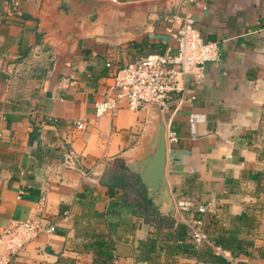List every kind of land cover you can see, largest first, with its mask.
<instances>
[{
	"label": "crops",
	"instance_id": "1",
	"mask_svg": "<svg viewBox=\"0 0 264 264\" xmlns=\"http://www.w3.org/2000/svg\"><path fill=\"white\" fill-rule=\"evenodd\" d=\"M180 9L178 0H0V233L14 220L57 222L11 264H96L91 242L101 233L115 240L113 264H197L191 252L173 256L164 248L143 259L139 241L154 228L129 206L108 214L112 194L123 192L103 182L117 160L144 174L162 141L163 181L149 190L163 213L184 222L178 199L206 205L213 236L232 226L233 215L262 216L264 0H200L193 7L222 58L206 64L197 98L175 114V144L158 104L95 114L114 81L107 63L115 68L164 52L175 43L167 17ZM67 149L74 165L64 162ZM252 230L255 236L242 234L254 240L247 254L208 264H264V219Z\"/></svg>",
	"mask_w": 264,
	"mask_h": 264
},
{
	"label": "built area",
	"instance_id": "2",
	"mask_svg": "<svg viewBox=\"0 0 264 264\" xmlns=\"http://www.w3.org/2000/svg\"><path fill=\"white\" fill-rule=\"evenodd\" d=\"M200 0H178L180 10L167 17L166 32L175 39L164 52L141 55L126 65L111 68L113 84L103 99L95 102V114L102 117L116 114L122 107L139 110L148 104L160 105L163 112L168 113L167 140L175 144L179 137L174 128V116L188 102L197 98L196 88L206 73V64L220 61L222 50L218 42L204 37L193 12V7ZM206 7V6H204ZM78 129L85 124L78 121ZM64 162L74 165L76 156L72 150H65ZM183 221L188 224L192 240L197 244L209 243L218 254L230 261V251L214 245L205 228V219L194 216V212L207 213L208 208L196 204L192 199L180 198L177 201ZM68 213V212H67ZM185 215H190L187 217ZM65 214L62 220H69ZM57 222H47L35 217L26 220H14L0 233V264H11L26 246L43 232L56 231ZM200 264H206L201 262Z\"/></svg>",
	"mask_w": 264,
	"mask_h": 264
},
{
	"label": "trees",
	"instance_id": "3",
	"mask_svg": "<svg viewBox=\"0 0 264 264\" xmlns=\"http://www.w3.org/2000/svg\"><path fill=\"white\" fill-rule=\"evenodd\" d=\"M117 161L119 166L111 169L103 182L110 191L121 189L123 192L120 196L112 194L114 198L110 202L108 214L118 213V207L129 206L133 215L142 218L144 222L154 228L152 236L139 241L143 259L154 260L160 255L159 250L164 248L169 255L173 256L179 255L181 252H191L197 257V264L201 262L206 264L230 262L228 258L218 254L214 246L209 243H204L205 247L197 246L192 240L188 224L178 221L172 214L163 213L141 176L130 171L122 159ZM258 208L262 212V216L256 218L253 213L247 210L233 215L232 218L235 221L232 226L230 228L223 227L219 235L213 236L206 229L210 240L214 245H219L230 251L235 257L247 254L254 245V240L249 237H242V234L245 231L247 235L249 233L256 235L252 229L261 224L262 219H264V204L261 203ZM203 216L202 213L201 217L203 218ZM91 243L94 245L97 254L96 264H113L116 255L115 240L112 235L98 234ZM239 264L249 263L240 260Z\"/></svg>",
	"mask_w": 264,
	"mask_h": 264
},
{
	"label": "water",
	"instance_id": "4",
	"mask_svg": "<svg viewBox=\"0 0 264 264\" xmlns=\"http://www.w3.org/2000/svg\"><path fill=\"white\" fill-rule=\"evenodd\" d=\"M167 146L164 141L161 142L155 153L146 160L148 168L144 174L140 173L146 186L152 189H158L163 181L164 166L166 163Z\"/></svg>",
	"mask_w": 264,
	"mask_h": 264
}]
</instances>
